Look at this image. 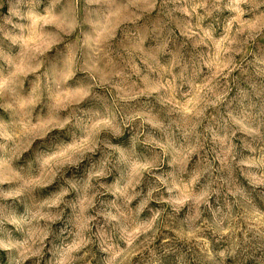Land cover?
<instances>
[{
	"label": "rangeland",
	"instance_id": "rangeland-1",
	"mask_svg": "<svg viewBox=\"0 0 264 264\" xmlns=\"http://www.w3.org/2000/svg\"><path fill=\"white\" fill-rule=\"evenodd\" d=\"M0 264H264V0H0Z\"/></svg>",
	"mask_w": 264,
	"mask_h": 264
}]
</instances>
